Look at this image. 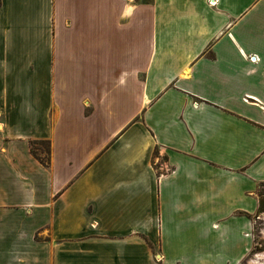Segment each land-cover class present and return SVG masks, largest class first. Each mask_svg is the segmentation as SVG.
<instances>
[{
    "label": "crops",
    "instance_id": "1",
    "mask_svg": "<svg viewBox=\"0 0 264 264\" xmlns=\"http://www.w3.org/2000/svg\"><path fill=\"white\" fill-rule=\"evenodd\" d=\"M212 1L0 0V264L242 262L264 0Z\"/></svg>",
    "mask_w": 264,
    "mask_h": 264
},
{
    "label": "rangeland",
    "instance_id": "2",
    "mask_svg": "<svg viewBox=\"0 0 264 264\" xmlns=\"http://www.w3.org/2000/svg\"><path fill=\"white\" fill-rule=\"evenodd\" d=\"M260 209L253 221V242L240 264H250L251 261L256 264H264V182L260 185Z\"/></svg>",
    "mask_w": 264,
    "mask_h": 264
},
{
    "label": "trees",
    "instance_id": "3",
    "mask_svg": "<svg viewBox=\"0 0 264 264\" xmlns=\"http://www.w3.org/2000/svg\"><path fill=\"white\" fill-rule=\"evenodd\" d=\"M31 150L44 164H49L50 141L49 140H30Z\"/></svg>",
    "mask_w": 264,
    "mask_h": 264
},
{
    "label": "bare ground",
    "instance_id": "4",
    "mask_svg": "<svg viewBox=\"0 0 264 264\" xmlns=\"http://www.w3.org/2000/svg\"><path fill=\"white\" fill-rule=\"evenodd\" d=\"M257 262H254V261H251V263L250 264H256Z\"/></svg>",
    "mask_w": 264,
    "mask_h": 264
},
{
    "label": "built area",
    "instance_id": "5",
    "mask_svg": "<svg viewBox=\"0 0 264 264\" xmlns=\"http://www.w3.org/2000/svg\"><path fill=\"white\" fill-rule=\"evenodd\" d=\"M212 3H215V0H213Z\"/></svg>",
    "mask_w": 264,
    "mask_h": 264
}]
</instances>
